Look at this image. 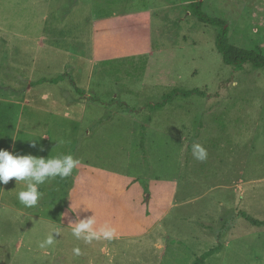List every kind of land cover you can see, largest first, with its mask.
I'll use <instances>...</instances> for the list:
<instances>
[{"label": "rangeland", "instance_id": "obj_1", "mask_svg": "<svg viewBox=\"0 0 264 264\" xmlns=\"http://www.w3.org/2000/svg\"><path fill=\"white\" fill-rule=\"evenodd\" d=\"M33 1L0 0V149L71 154L177 190L159 226L107 242L105 256L61 225L75 169L70 189L50 179L32 208L13 178L0 184V264H193L218 246L204 264H264V226L242 216L264 221V68L226 66L218 29L190 13L192 0ZM202 10L227 22L232 46L264 55V0H203ZM109 47L128 53L92 58ZM59 74L70 77L51 83ZM174 89L204 95L166 100ZM49 112L76 119L74 129L59 130ZM53 231L55 245L41 248Z\"/></svg>", "mask_w": 264, "mask_h": 264}, {"label": "crops", "instance_id": "obj_2", "mask_svg": "<svg viewBox=\"0 0 264 264\" xmlns=\"http://www.w3.org/2000/svg\"><path fill=\"white\" fill-rule=\"evenodd\" d=\"M38 1L40 0H34L33 3L35 4ZM92 24L94 25L93 31L95 34V30L98 31L97 26L99 25L95 17H93ZM105 34L106 30H104L103 34L100 33L98 35V40ZM112 50L117 49L109 47V51L100 56H97L96 51L92 50V58L94 60H107L114 55L122 54V52L123 54L128 53L126 48L116 52H112ZM60 75L63 74L57 76L56 79H59L58 81L70 77L68 75L58 78ZM49 114L53 116L55 122L60 123L57 125V127L60 126L58 127L59 130L63 129L62 124L64 122L70 125V130L74 129L72 126L76 125L77 120L73 117L53 112H49ZM75 171L76 175L72 187L67 192L65 205L61 207V225L72 229L70 223H74L77 218H90L94 215L97 227L106 223L114 227L116 236L111 241L94 240L101 244L100 252L105 254V256L108 255L109 251V247L106 245L107 242H119L125 238H140L159 226L161 224L160 221L169 211L171 203L176 196L177 186L175 187L174 182L148 179L149 197L145 203L144 190L141 184L142 178L120 174L117 171L98 168L86 163H80L75 168ZM46 188L50 187L47 185ZM80 205L81 208L76 211Z\"/></svg>", "mask_w": 264, "mask_h": 264}, {"label": "clouds", "instance_id": "obj_3", "mask_svg": "<svg viewBox=\"0 0 264 264\" xmlns=\"http://www.w3.org/2000/svg\"><path fill=\"white\" fill-rule=\"evenodd\" d=\"M61 143L63 142L61 141ZM35 146V141H33L32 147ZM12 148L14 150V145ZM191 151L196 160L203 162L207 159V149L201 144L193 143ZM79 164L80 161L74 159L71 154L45 159L33 155H14L13 151L0 149V184L6 185L13 178L16 182H24L26 187L18 193V200L25 207L32 208L37 206L43 197V193L40 191L41 185L56 177L61 179L69 177ZM81 205L76 211L81 208ZM70 225H72V235L77 240L82 239L86 244L102 239L111 241L116 236V229L107 223L97 227L94 215L90 218H77ZM54 234L59 235L56 231L51 232L39 246L41 248L54 246L56 242ZM73 252L80 255L79 248L73 249Z\"/></svg>", "mask_w": 264, "mask_h": 264}, {"label": "trees", "instance_id": "obj_4", "mask_svg": "<svg viewBox=\"0 0 264 264\" xmlns=\"http://www.w3.org/2000/svg\"><path fill=\"white\" fill-rule=\"evenodd\" d=\"M203 7V0H192V2L189 5V11L190 13L201 23L206 24L208 26H212L218 29V33L215 39V47L217 52L220 54L222 62L229 67L234 68L235 70H242L245 65H250L254 68H264V55L260 53L258 50H246L242 48H238L235 46H232L229 43V28L227 25V22L215 18L210 17L202 10ZM64 76H68L67 74L60 75L58 78H63ZM59 79H51V83H57ZM50 81V80H49ZM45 82H48L47 80L41 79L37 82H32L31 85H40L44 84ZM179 94L183 97H189L192 95H198L203 96L204 94L199 89L184 91L180 89H174L168 96L165 97L166 100L172 98L174 95ZM158 107L163 106V103H159L157 105ZM143 140V138H142ZM143 145V144H142ZM73 174V173H72ZM66 182H64V185H66L67 189H70L71 187V181L70 176L66 177ZM143 190H144V202L146 203L148 200V187L146 184H143ZM65 204V203H64ZM243 218L248 221L253 226H264V221L256 220L250 216H248L245 213H242ZM220 249V246L210 249L204 254H202L198 259L195 260L193 264H204L205 260L218 252Z\"/></svg>", "mask_w": 264, "mask_h": 264}]
</instances>
